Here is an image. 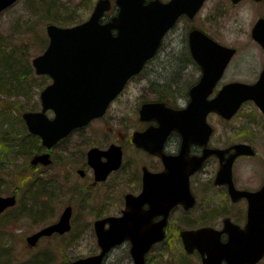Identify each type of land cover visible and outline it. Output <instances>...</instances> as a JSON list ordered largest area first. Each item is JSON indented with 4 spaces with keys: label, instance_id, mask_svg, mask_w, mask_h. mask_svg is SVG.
Wrapping results in <instances>:
<instances>
[{
    "label": "water",
    "instance_id": "water-1",
    "mask_svg": "<svg viewBox=\"0 0 264 264\" xmlns=\"http://www.w3.org/2000/svg\"><path fill=\"white\" fill-rule=\"evenodd\" d=\"M18 0H0V14ZM236 2L238 0H232ZM205 0H114L117 14L107 23H100L103 14L111 8L110 0H97L89 18L69 27L54 24L46 26L48 45L43 53L31 61L36 75H46L51 82L40 92V110L28 111L21 115L29 134L37 136L41 146L51 149L72 130L86 126L92 119L101 117L111 101L123 90L126 82L138 74L147 60L153 57L163 36L173 27L181 15L192 18ZM115 31V34L112 33ZM197 33V32H196ZM224 58L212 67L207 58L200 56L198 47L191 43L194 59L202 67V79L190 91V101L185 108H167L162 103L142 105L139 117L153 119L165 129L177 131L182 138L179 156L169 165L183 163V157L190 144H204L212 131L207 123L209 113L230 119L245 101H253L264 113V82L255 84L229 83L213 97L209 98L217 81L233 54V50L219 47ZM212 67V68H211ZM51 111L49 117L46 112ZM149 132H146V135ZM141 135H134L133 142L142 145ZM234 158L240 154H253V150L243 144L233 147ZM207 151L199 160H193L191 169H179L187 176L199 168ZM89 153V163L94 167L96 178L104 179L106 174L118 165L119 153L113 152L115 159L107 166L99 164L97 157ZM113 158V157H110ZM51 162L48 152L34 155L32 166ZM229 161L218 172L217 181L227 183L233 201L246 198L247 218L243 227L224 220L228 240L219 241L220 232L211 228H201L182 233L186 252H199L203 264H257L264 257V185L256 192H239L231 187ZM188 195V192L186 190ZM135 201L126 199V209L121 217H109L94 223L99 253L61 264H102L105 255L124 240L131 243L133 264H145L144 253L152 242L162 239V232L145 243L138 236L144 227L137 224ZM193 205V201H190ZM16 204V196L0 195V215ZM70 208H66L59 220L26 238L32 247L40 237L53 233L63 234L70 229ZM108 224V228H105ZM206 254V255H204Z\"/></svg>",
    "mask_w": 264,
    "mask_h": 264
},
{
    "label": "flooded vegetation",
    "instance_id": "flooded-vegetation-1",
    "mask_svg": "<svg viewBox=\"0 0 264 264\" xmlns=\"http://www.w3.org/2000/svg\"><path fill=\"white\" fill-rule=\"evenodd\" d=\"M162 1L166 2L168 0ZM228 2L230 5L229 7L231 8L246 6L248 9L249 7L250 12L248 13L254 16V20L250 25L248 33H241L238 35L237 40L239 41L237 43H241L229 44L221 39L219 33L220 30L217 28L216 24L219 23L220 19L226 17L223 16L222 13H216L213 17H203L202 21L199 19L200 24L196 23V18L200 10L192 18H189L186 15L179 16L173 27L163 36L160 46L153 57L145 62L138 74L132 76L126 82L123 90L112 100L101 117L92 119L86 126L72 130L66 137L57 142L49 150H46L41 146L40 153H37L41 154L48 152L51 162L48 165L38 164L33 167L46 168L52 164V154L55 149L64 152L72 150L70 152L73 160V165L70 170L71 175L75 177V181L83 185L81 189H84L87 192L100 190V187H105L104 185L117 188L123 187L126 189L118 200L120 206L117 212L103 215L100 214L101 212L94 214L91 220V231L96 241L94 223L98 220L109 217H121L122 212L126 209V199L128 198L129 200L135 201L136 213H138L137 224H141L144 227V232L142 231L138 236H142L141 238H143L146 243L152 238H155V233L162 232V239L152 242L150 248L144 253L145 264H150L149 255H155V248H158L160 245L174 243H177L178 248L180 249L179 255H184L185 257L195 255L199 260V264H203L199 252L196 250L191 253L185 251L181 237L183 232L201 228H211L217 232H222L225 219H229L230 223L239 227L245 225L248 207L246 198L241 197L238 200L233 201L230 197L229 185L217 181L219 170L229 161H231V187L236 191L253 193L258 191L264 185V170H262L263 173L259 172L261 175L260 179L263 180L259 183H254L256 176L259 174L254 170L248 171L251 166L249 160L256 161L255 159L257 155V151L252 144L253 137L251 132L255 130L257 131V129L258 131H264V123H258L257 119L244 117L243 120H241L242 124L230 125L229 129H226L230 133L220 134L216 139L214 127L207 121L212 131L206 145L195 143L190 144L183 157V163L177 167L178 171L174 170L176 166L173 164L169 165V170L167 171L165 161L172 163L174 158L179 156L181 152L182 138L180 134L175 130H171L164 135L165 129L161 128L155 120H142L139 117L141 106L146 104L162 103L165 107L172 109H182L188 105L191 89L202 79V67L193 57L191 43H194L198 47L200 56L207 58L210 65L213 64L212 67L217 65L224 58L223 52L220 51L217 46L233 50V54L226 64L222 75L213 88L209 98H213L224 85L229 83L238 82L255 84L260 81L261 76L263 77V79H261L264 82V0H238L236 2L228 0ZM110 4L111 8L100 18V23L109 22L111 18L117 14L114 0H110ZM179 23L182 24L179 25ZM112 33L115 34V31L112 30ZM169 35H171L169 37L170 39L177 41L176 45L181 48L182 57L177 58L178 60H174L177 65H179L177 72L173 71V73H169V77L161 80L160 73L158 72V75H156V67H163L164 63H167V66H170V61L166 62L165 60H158L157 58L162 57L166 53L168 55L170 49H165L164 40ZM245 57L249 59L248 62L253 69L251 70L252 75L249 78L242 79L240 76L242 70L239 74V71L235 68L238 65V67L242 69V66L245 63L243 58ZM185 69H188L189 77L192 81H188V84L182 89L176 80L179 78L180 74L184 73ZM145 71L149 72L147 76L148 78L147 80L142 79V82H147L149 79L153 81L154 78L160 80L161 82L158 81L156 84L164 85L165 92L160 91L162 94L158 93V96H154L151 100H142L136 113H133V118L130 119L125 116L127 108L122 105L119 107L120 97L126 91L128 84L133 82ZM229 72L230 80L226 79ZM231 73H233V76L234 74L236 76L233 77ZM183 75L184 74H182V76ZM142 88H144L142 85L137 87L139 90ZM178 91H180V93H177ZM157 92L158 91H155V94ZM177 94L179 97L186 98L184 105H174L172 100ZM246 105H250L253 108L254 113L256 112L257 117L264 121V113L253 101L250 100L243 102L237 112L230 119H224L215 113H209L208 116L216 115L223 121H229ZM147 131L149 133L146 135ZM135 134L141 135L140 138L142 145L139 146L133 142ZM240 134H242V136H240ZM229 136H231V140L226 139V137ZM239 144L249 146L254 153L240 154L231 158L235 153L233 147ZM92 150V158L98 156L97 160L100 162L99 164H104L105 166L108 165L106 164L107 162L109 163L111 160L115 159L113 152L116 151V153L118 152L120 155L118 165L111 169L104 179L96 178L94 167L89 163V153ZM207 151H213V153L203 159L199 168L186 176V170L191 169L192 161L199 160ZM72 154L74 155L72 156ZM257 167H259V170L264 169V164H258ZM179 169L185 170V173L184 171H179ZM209 192L215 197H219L218 194H220L221 198L226 203L228 202L230 207L241 205L244 210L242 223L230 215L223 213L215 214L214 212L210 213L208 218L211 219L212 217H216L219 219V227L209 224L207 219H193L196 216L203 214L202 210H205V208L202 200H207L206 195ZM191 200L193 201V205L188 206L191 205ZM68 207L71 210L69 219L71 229V222L74 217L73 205L65 206L61 210L58 219L52 224L59 220L62 212ZM108 226V224H105V228H108ZM69 231L63 234H66ZM63 234L53 233L50 236H42L34 246H36L43 238H52ZM227 240V234L225 232L220 233L219 241L225 243ZM96 246L97 252L95 254L99 253L97 241ZM125 246L128 250L127 258L130 263L133 264L130 253L131 243L129 240H124L119 245L113 247L105 255L102 264L106 263L109 254L114 249ZM159 253L156 254L158 255L157 258L159 255H163V253ZM65 262L71 261H63L61 263ZM221 264L227 263L222 261Z\"/></svg>",
    "mask_w": 264,
    "mask_h": 264
},
{
    "label": "rangeland",
    "instance_id": "rangeland-1",
    "mask_svg": "<svg viewBox=\"0 0 264 264\" xmlns=\"http://www.w3.org/2000/svg\"><path fill=\"white\" fill-rule=\"evenodd\" d=\"M96 2L97 0H18L0 14V40L2 47L6 44V46L15 51L22 49L25 52L28 64L32 67V59L43 53L47 47L46 26L54 24L60 27H69L84 22L89 18ZM48 5H52L54 9L56 8L57 12L55 13L53 8L49 10ZM229 6L228 0H206L198 13L196 23L200 24L199 19L202 21L203 17H213L216 13H222L226 17L220 19L219 23L216 24L220 30L221 39L226 43L236 44L239 41L237 40L239 34L248 33L254 16L248 13L250 12L248 6V9L246 6H238L236 8ZM181 24L179 23V25ZM171 35L164 40L165 49H170L168 55L166 53L162 57L157 58L166 62L170 61V66L164 63L163 67H156V75L159 72L161 80L169 77V73L177 72L179 65L174 60L182 57V50L176 45L177 41L169 38ZM243 60L245 63L242 69L238 65L235 68L239 71V74L242 70V74H240L242 79L249 78L253 69L247 57L243 58ZM148 74L149 72L145 71L133 82L129 83L126 91L120 97L119 107L122 105L127 108L125 116L130 119L133 118V113H136L142 100H151L154 96L157 97L158 93L162 94L160 91L165 92L164 85L156 84L160 80L154 78L153 81L149 79L147 82H142V79L147 80ZM182 74L184 75L182 76ZM182 74H180L176 82L183 89L188 84L187 82L192 81V79L189 77L188 69H185ZM231 74L233 76V73ZM229 76L230 72L227 74L226 79L230 80ZM235 76L234 74L233 77ZM28 83V85L32 84V87L29 88L27 86V89H18L16 98L3 97L2 100L0 98L2 105L8 104L6 100L12 101L14 112L11 113L14 116H21L28 111L40 110L39 95L50 83V78L46 75H36L32 67V75L29 77ZM141 85L144 88L141 90L137 89ZM155 91L158 92L155 94ZM177 93H180V91ZM185 100V97H179L177 94L172 101L174 105L182 106ZM46 114L51 117L50 111H47ZM244 117L254 118L258 120V123H264L263 120L257 117L256 112L254 113L250 105L244 106L229 121H223L216 115H209L207 121L214 127L216 139L220 134L230 133L226 130L229 129L230 125L242 124L241 120ZM251 134L253 137L252 144L257 151V155L256 161L249 160L251 166L248 171L254 170L259 174L254 180V183H259L263 181L260 179L261 175L259 172L264 169L259 170L257 166L261 163L264 164V131H258L257 129V131H252ZM230 137H226V139L231 140L232 138ZM39 144L41 146L40 142ZM71 151L64 152L55 149L50 166L46 168L37 167L30 171L26 177L22 172L28 171L27 160L19 157L13 167L14 173L18 174L7 181L6 187L0 188L2 191L1 195L8 196L16 186H19L16 188L19 190L16 197L17 200H20V205L17 203L13 213L9 212L8 216L7 214L6 216L4 214L0 216V242L7 249L2 254L9 256L13 264H28L35 258L46 254L50 255V259L46 264H59L63 261H74L77 258L87 257L97 252L96 241L91 231V220L94 214L98 212H101L100 214L102 215L117 212L120 206L118 200L126 189L123 187H108L107 185L100 187V190L94 192H87L81 189L83 185L75 181V177L70 172L73 165ZM31 158H29V163ZM20 173L25 179L22 183L19 182ZM35 182L42 184L45 190L40 192L41 197L39 194L38 198H31L29 191L30 193L37 191L35 189L37 185H32ZM29 186L32 190L28 189ZM218 195L219 197H215L210 192L207 193V200H202L205 208V210H202L203 214L193 219H207L209 224L219 227V219L216 217L208 218L209 214L214 212L215 214L230 215L242 223L244 213L242 206L230 207L228 202L226 203L221 198V195ZM67 205H73L74 209L70 231L52 238H43L36 246L30 248L25 242L26 237L55 222L61 210ZM2 245L0 246L2 247ZM179 252L180 249L177 243L160 245L155 248V255H149V262L150 264H199V260L195 255L185 257L184 255H179ZM157 253H163V255H159L157 258ZM127 254L126 246L118 247L109 254L105 264H131ZM259 264H264V259Z\"/></svg>",
    "mask_w": 264,
    "mask_h": 264
},
{
    "label": "trees",
    "instance_id": "trees-1",
    "mask_svg": "<svg viewBox=\"0 0 264 264\" xmlns=\"http://www.w3.org/2000/svg\"><path fill=\"white\" fill-rule=\"evenodd\" d=\"M52 9V5H48V9ZM53 11L56 13L57 9L53 8ZM25 52L22 49L18 51L13 50L6 46L2 47L0 40V98L7 97L16 98L18 89H27V86L32 87V84L28 85L29 77L32 75V67L28 64L26 59ZM178 60V59H175ZM28 78V79H27ZM23 94V92H22ZM12 101L6 100L7 105H2L0 103V188L7 186V181L13 179V176L17 174L14 173V165L16 160L19 157H23L27 160L26 166L28 171H23L22 173L29 175V172L36 169L29 163V158L32 155L37 154L41 150L39 144V139L36 136H33L28 133L24 122L21 119V116H14L12 108ZM12 112V113H11ZM15 178V177H14ZM23 175L20 173L19 182L24 181ZM32 185H37V191H32L29 195L31 198H38L40 192L43 191L44 187L39 182L32 183ZM19 186H16L12 190L10 195H17ZM29 190L32 188L29 186ZM2 191L0 189V195ZM17 203L20 205V200H17ZM16 205L3 214L8 216L9 212L13 213ZM23 208V207H22ZM40 212V210H39ZM2 214V215H3ZM1 215V216H2ZM0 245L1 242H0ZM6 247L4 245L0 246V264H13L9 256L3 255L2 252H6ZM41 257V258H40ZM40 257L35 258L33 261L28 262V264H46L50 259V255H41Z\"/></svg>",
    "mask_w": 264,
    "mask_h": 264
},
{
    "label": "bare ground",
    "instance_id": "bare-ground-1",
    "mask_svg": "<svg viewBox=\"0 0 264 264\" xmlns=\"http://www.w3.org/2000/svg\"><path fill=\"white\" fill-rule=\"evenodd\" d=\"M10 209V208H9ZM8 210V209H7Z\"/></svg>",
    "mask_w": 264,
    "mask_h": 264
}]
</instances>
